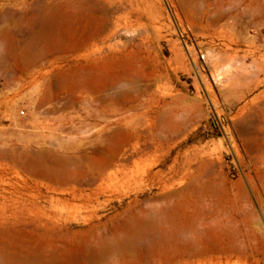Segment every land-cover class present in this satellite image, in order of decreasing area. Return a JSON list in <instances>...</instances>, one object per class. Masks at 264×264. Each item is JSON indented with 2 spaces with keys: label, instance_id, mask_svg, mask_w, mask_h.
Segmentation results:
<instances>
[{
  "label": "rangeland",
  "instance_id": "rangeland-1",
  "mask_svg": "<svg viewBox=\"0 0 264 264\" xmlns=\"http://www.w3.org/2000/svg\"><path fill=\"white\" fill-rule=\"evenodd\" d=\"M63 1L0 0V209L8 217L1 242L14 255L37 252L44 257L57 253L55 258L58 256L59 261L68 264L73 261V264H154V261L155 264H264L261 251L242 255L239 245L240 249L236 246L233 249L234 243L223 228L231 227L226 226L228 214L241 222L246 219L233 211V199L238 206L248 203L244 207L249 211L246 216L251 217L249 214L255 209L253 229L260 233L258 248L264 249V0H248L245 11L228 10L225 6L218 24H212L215 0H118L117 11L114 8L116 13L111 14L113 21H109L111 25L105 26L99 38L85 42L80 50H74L73 45L85 39L87 30L95 28L86 25L88 29L80 27L81 31L73 34L67 27L66 8L62 14L65 21H57L54 25L57 28L49 29L43 23L42 19L53 15L54 8ZM61 21L67 22L66 25L62 26ZM51 29L57 31L53 34ZM38 57L44 58L42 78H37V63L25 66ZM60 74L69 76L68 80L63 77L60 81ZM58 76L59 81L55 79ZM118 79L121 81L114 93L108 84L110 87ZM123 82L129 83L126 85L130 89L121 88ZM119 88L122 90L118 92ZM112 92L121 93L115 96ZM107 102L109 105L112 102V106H107ZM113 107L119 112L117 108L113 112ZM249 121L252 123L248 125ZM260 121L263 127H259ZM130 134L136 139L130 138ZM124 135H128L125 148H129L131 158L127 166L123 169L111 166L104 178H98L91 167L102 158L108 159L113 146L123 143L119 139L126 140ZM249 136L252 144H261L250 146ZM245 140L250 143H245L249 151L244 146ZM143 148H148L144 156L139 153ZM178 157L182 165L198 163L201 169L210 168L213 175L217 172L215 179L212 174L209 176V171L207 178L204 176L209 186L212 183V188L216 187L213 194L219 191L220 181L223 184L222 191L219 187L223 200L219 194L208 193L211 195L207 204H214L209 208L212 211L205 209V215L210 212L206 216L200 210L205 220H201V213L195 217L192 209L183 210L177 199L172 200V205L179 211L173 213L172 205L169 207L165 201L169 192L179 189L176 183L173 189L163 190L174 166L178 168L175 165ZM208 163L213 167H206ZM48 170L53 171L56 179L47 175ZM240 189L241 192L245 189L248 195H244L245 200L235 197ZM240 195L241 199L243 194ZM167 206L170 209L165 210ZM220 210L219 220L224 219L223 223L215 217ZM192 217L209 225L211 219L217 220L208 230V224L198 228L200 221L194 222ZM194 224L202 228L206 250L201 256L187 260L184 248L188 247V236L193 234L192 227L197 226ZM165 225L173 230L187 227V236L181 228L177 240L174 237L179 232L174 236L173 230ZM154 227L173 232V238L154 241ZM125 241L131 247L120 246L117 250V244ZM98 246L105 250L97 249ZM230 251L233 255L228 262L226 256Z\"/></svg>",
  "mask_w": 264,
  "mask_h": 264
},
{
  "label": "bare ground",
  "instance_id": "bare-ground-1",
  "mask_svg": "<svg viewBox=\"0 0 264 264\" xmlns=\"http://www.w3.org/2000/svg\"><path fill=\"white\" fill-rule=\"evenodd\" d=\"M1 1H6V0H1ZM215 1H217L216 2V4H215V12L216 13H214V14H216L215 15V18L213 17V20H212V24H218L221 20H222V18H223V15H222V10H224V8H225V6H228V7H226V8H228V10H234V9H236V10H239V8H243V11H245L244 10V8L246 7V6H248V4H247V1L248 0H237L236 2H234L233 0H215ZM263 1V0H262ZM117 2H118V0H64L63 2H61L62 3V5L61 6H56V8H54V9H56L55 11H53L54 12V14L53 15H50V16H46V17H44V19H42L43 20V23H45V25H46V27H48L49 29H50V27L52 28H57V26L56 27H54V25L57 23V21H59V20H64L65 21V19H63V17H62V14H64V9L63 8H66L67 9V11H68V13H67V15H66V20H67V22H68V28L73 32V34H75V33H78L79 31H81V29L82 28H80V27H83L84 28V26H86V25H88V26H91V28H95V31H91V30H87V31H89L87 34H86V37H85V39L84 40H82V42L81 41H77V43L76 44H74L73 45V49L74 50H80V49H82L84 46H85V42H87L89 39H91V38H99L101 35H102V32H103V29H105V26H107V25H109V23L111 22L112 23V21H113V19H111V18H114V17H112L111 16V14H113V13H116L115 12V9H116V4H117ZM250 2H251V0H250ZM215 3V2H214ZM263 4H264V1H263ZM118 5V4H117ZM115 8V9H114ZM113 9H114V11H113ZM246 10H247V8H245ZM242 10V9H241ZM113 11V12H112ZM116 11H117V9H116ZM34 12V11H33ZM209 13V12H208ZM7 14V13H6ZM51 14V13H50ZM114 16V15H113ZM43 18V17H42ZM118 18V17H117ZM231 18H233V17H231ZM23 21V20H22ZM34 21L36 22V19L34 18ZM64 21H61L62 22V26H65L66 25V23L67 22H65L64 23ZM110 21V22H109ZM114 21H115V19H114ZM41 23H42V21H41ZM40 23V24H41ZM111 23H110V25H111ZM63 24H65V25H63ZM31 25V24H30ZM58 25V24H57ZM60 25V24H59ZM35 26V25H34ZM41 26H43V24L41 25ZM88 26H86L87 28L86 29H88ZM31 27H32V25H31ZM61 26H59V28H60ZM64 28H66V27H62V29H64ZM41 29V28H40ZM61 29V32H60V30H59V32L61 33V34H63V31L64 30H62ZM67 29V28H66ZM33 30H34V28H33ZM68 30V29H67ZM69 30V31H70ZM45 30H43V32H44ZM48 31L49 30H47V33H48ZM50 31H52V33L54 34V32H56V31H54V29H51ZM54 31V32H53ZM70 31V32H71ZM106 32H108V30H107V28H106V30H105ZM43 32L41 33V35L43 34ZM46 32V31H45ZM29 33H30V31H29ZM39 33V32H38ZM37 34V33H36ZM49 34H50V32H49ZM66 34V33H65ZM69 34V33H68ZM105 34V33H104ZM20 35V34H19ZM52 35V34H51ZM117 35V34H116ZM26 36V35H25ZM27 36H29V35H27ZM54 36V35H53ZM62 37H63V35H61ZM60 36V37H61ZM67 36V35H66ZM75 36V35H74ZM78 36V35H77ZM32 37V36H31ZM52 37V36H51ZM18 38V37H17ZM16 38V39H17ZM19 38H20V36H19ZM64 38V37H63ZM84 38V37H83ZM15 39V38H14ZM27 40V39H26ZM33 40V39H32ZM76 40V39H75ZM36 41V40H35ZM17 42V41H16ZM29 42H31V40L29 41ZM81 42V43H80ZM15 43V42H14ZM18 43V42H17ZM23 43V42H22ZM34 43V42H33ZM42 43V42H41ZM46 43H48V41L46 42ZM54 43V42H53ZM103 43H105V42H103ZM6 44V43H5ZM9 44H11V43H9ZM36 44V43H35ZM57 44H59L60 46H61V44L60 43H57ZM57 44H55V45H57ZM95 44V43H94ZM29 45V44H28ZM59 45H57V46H59ZM110 45V44H109ZM14 46V45H13ZM19 47V46H18ZM21 47H22V45H21ZM109 47V46H108ZM107 47V48H108ZM23 48V47H22ZM59 47H57V49H58ZM61 48H62V46H61ZM117 48V47H116ZM16 49V48H15ZM18 49H20V48H18ZM106 49V48H105ZM111 49V48H110ZM6 50V49H5ZM14 50V49H13ZM114 50V49H113ZM117 50V49H116ZM10 51V50H9ZM106 51V50H105ZM105 51H103V52H105ZM13 52V51H12ZM107 52H108V50H107ZM93 53H95V52H93ZM102 53V52H101ZM110 53V52H109ZM39 55H40V53H38ZM8 55V54H7ZM20 55H22V53L20 54ZM94 56H95V54H94ZM99 56V55H98ZM92 57V56H91ZM23 58V57H22ZM24 59V58H23ZM43 60H44V58L43 57H38V58H36V60L34 59L33 61H32V63H31V61L30 62H28V63H30V64H26L25 66H35L36 65V63H37V69H38V71H39V73H38V71H37V78H42L43 77V71H44V65L42 64V62H43ZM127 64V63H126ZM128 64H130V63H128ZM117 65H119V64H117ZM122 65V64H121ZM124 65V64H123ZM25 66H23V67H25ZM127 66V65H126ZM123 67H125V65L124 66H122V68ZM120 68V67H119ZM89 69V68H88ZM94 69V68H93ZM116 69H118V67H116ZM130 70V69H129ZM134 70V69H133ZM95 71V70H94ZM135 71V70H134ZM133 71V72H134ZM137 71V70H136ZM73 72H74V69H73ZM126 72V71H125ZM125 72H124V75H126L125 74ZM131 73H132V71H130ZM128 70H127V73H130ZM71 73H72V71H71ZM117 73V72H116ZM137 73V72H136ZM63 74V73H62ZM73 74V73H72ZM109 74H111V73H109ZM120 74V75H119ZM119 76H121L122 75V73H120L119 72ZM135 74V73H134ZM112 75V74H111ZM110 75V76H111ZM115 75V74H114ZM117 75V74H116ZM117 75V76H118ZM130 75V74H129ZM60 76H62L61 74H60ZM60 76H58L57 78H55L56 80H58V78L60 77ZM109 76V77H110ZM123 76V75H122ZM121 76V77H122ZM128 76V75H127ZM131 76H133V73H132V75ZM131 76H129V77H131ZM135 76V75H134ZM63 77H65V76H62L61 78H59V80L60 79H62ZM68 78H69V76H67ZM67 77H65V79L67 78ZM113 77V76H112ZM121 77H120V79H121ZM68 78H67V80H68ZM119 78V77H118ZM126 78V77H125ZM132 78V77H131ZM148 78V77H147ZM110 79V78H109ZM108 79V82L110 83V80ZM117 79V78H116ZM120 79H118L119 81H115V82H113L111 85L112 86H110L109 87V85L110 84H108V88H111V90L113 91V89L114 88H116L117 87V85L120 83ZM127 79V78H126ZM134 79V78H133ZM58 80V81H59ZM75 80V79H74ZM73 80V81H74ZM105 80V79H104ZM139 80V79H138ZM149 80H151V79H149ZM43 81H45V80H43ZM49 81V80H48ZM61 81V80H60ZM140 81V80H139ZM47 82V81H46ZM70 82V81H69ZM68 82V83H69ZM105 82V81H104ZM135 81L134 80H131V84H133ZM145 82V81H144ZM147 82V81H146ZM55 83H56V81H55ZM57 83H59V82H57ZM61 83V82H60ZM63 83H65V82H63ZM106 83V82H105ZM104 83V84H105ZM62 84V83H61ZM67 84V83H66ZM104 84H103V86H104ZM122 85H124L123 87H121L122 85H119V87H121V88H125L126 89V86L129 84V83H125L124 84V82L123 83H121ZM127 84V85H126ZM135 84V83H134ZM137 84V83H136ZM57 85H59V84H57ZM56 85V86H57ZM65 85V84H64ZM69 85H70V83H69ZM143 85V84H142ZM50 86V85H49ZM68 86V85H67ZM105 86H107V84H105ZM116 86V87H115ZM145 86V85H144ZM143 86V87H144ZM59 87V86H58ZM63 87V86H62ZM149 87H151V85L149 86ZM61 88V87H60ZM102 88V87H101ZM100 88V89H101ZM121 88H119L118 89V92H119V90L121 91L122 89ZM127 88H129L128 86H127ZM106 89V88H105ZM124 89V90H125ZM130 89V88H129ZM135 89V88H134ZM140 89V88H139ZM103 90V89H102ZM138 90V89H137ZM114 92V91H113ZM112 92V93H113ZM117 92V89H116V91L114 92V93H116ZM123 92V91H122ZM103 93V92H102ZM113 93V94H114ZM121 93V92H120ZM120 93H118L117 95L119 96V94ZM105 94V93H104ZM109 94V93H108ZM107 94V95H108ZM112 94V96H114ZM117 95H115V96H117ZM136 95H137V93H136ZM110 96H111V94H110ZM110 96H108V97H110ZM111 96V97H112ZM107 97V98H108ZM120 97H121V95H120ZM113 98V97H112ZM118 98V97H117ZM45 99H47L46 97H45ZM116 98H114V100H115ZM117 100V99H116ZM115 100V101H116ZM120 100H121V98H120ZM46 101V100H45ZM101 101V100H100ZM99 101V102H100ZM112 101V100H111ZM115 101H113L115 104H117ZM102 102V101H101ZM109 102H107V106L109 105L108 104ZM112 104V102L110 103V105L109 106H112L111 105ZM118 105V104H117ZM120 105H121V103H120ZM123 106V105H122ZM98 107V106H97ZM114 108H117V107H113V109ZM126 108V107H125ZM97 109V108H96ZM118 109V108H117ZM117 109L115 110L114 109V111L113 112H115V111H117ZM119 110L120 109H118V112H119ZM121 110H122V108H121ZM123 110H124V108H123ZM165 111V110H164ZM163 111V112H164ZM120 113H121V111H120ZM170 113H173V112H170ZM261 113V112H260ZM118 114V113H117ZM169 114V113H168ZM259 115H261V114H259ZM162 116V115H161ZM160 116V117H161ZM159 117V118H160ZM172 117V116H171ZM164 119L165 118V116L163 117H161V119ZM168 118V117H167ZM104 119V118H103ZM106 119V118H105ZM175 118H173L172 120H174ZM188 119V118H187ZM187 119H184V120H187ZM261 119V118H260ZM168 121H169V119H167ZM190 120V119H189ZM188 120V121H189ZM253 120V119H252ZM255 120L257 121L258 119H256L255 118ZM255 120H254V123H255ZM105 121V120H104ZM164 121H165V119H164ZM161 122H163V121H161ZM160 122V123H161ZM170 122H172V121H170ZM169 122V123H170ZM179 122H181L180 120H179ZM185 122H187V121H185ZM190 122V121H189ZM189 122H187L188 124H189ZM258 122V121H257ZM174 123V122H173ZM172 123V124H173ZM187 123H185V124H187ZM252 122H248V125L249 124H251ZM260 124L262 123L263 124V122H259ZM161 124H163V123H161ZM172 124H170V125H172ZM181 124H182V122H181ZM262 124H261V126H259V127H263L264 126V124H263V126H262ZM175 125V124H174ZM167 126H169L168 125V123H167ZM166 126V124H164V127H167ZM177 125H175L174 127H176ZM186 126V125H185ZM188 126V125H187ZM162 127V126H161ZM163 127V128H164ZM178 127V126H177ZM176 127V128H177ZM182 127H184V125H182ZM254 128H255V125L253 126ZM253 127L250 129V130H248V129H246V130H248L249 132L251 131L252 132V129H253ZM162 128V129H163ZM167 128H169V131H170V127H167ZM166 128V129H167ZM186 128V127H185ZM116 129V128H115ZM114 129V130H115ZM255 129H257V127L255 128ZM254 129V130H255ZM124 130V129H123ZM160 130H161V128H160ZM168 130V129H167ZM244 130V129H243ZM118 131V130H117ZM149 131V130H148ZM151 131V130H150ZM242 131V130H241ZM255 131H257V130H255ZM254 131V132H255ZM260 131H261V128H260ZM259 131V132H260ZM262 131H263V129H262ZM116 132V131H115ZM161 132V134H162V131H160ZM244 132V131H243ZM249 132H247V134L249 135ZM258 132V133H259ZM124 133V132H123ZM151 133H153V132H151ZM158 133V132H157ZM242 133V132H241ZM139 134V133H138ZM247 134H245L246 136H248ZM119 135V134H118ZM121 135V134H120ZM119 135V136H120ZM134 134H130L129 135V137L131 138L132 136H133ZM136 135V134H135ZM164 135V134H163ZM178 135V134H177ZM177 135H176V137H177ZM180 135V134H179ZM255 135H256V133H255ZM261 135H263V133L261 134ZM261 135L259 136L260 137V139H259V137L257 138V139H259V140H261ZM125 136V135H124ZM124 136H122V137H119V138H123ZM128 136V135H127ZM127 136H125L124 137V139H126V140H124L123 141V139H119V140H122V142L123 143H118V144H116L115 146H113L114 148L112 149V151L110 152V153H108V154H110V156H108V159H104V158H102V160H100L99 162H98V164H96L95 163V161H94V163H95V165L94 164H92V165H94V167H91L92 168V171H93V173L95 174V175H97V177L98 178H104L105 177V175H106V171L109 169H111V166H116V167H118V168H125L126 166H127V163H128V159H129V148L128 149H126L127 148V146H126V148H125V145H127V144H125L126 142H128V137ZM148 136H150L149 134H148ZM258 136V135H257ZM127 137V138H126ZM252 136H249V138H250V140H248V137L246 138L248 141H250V143L252 144L253 143V141H251V138ZM262 137H264V136H262ZM113 138V137H112ZM129 138V139H130ZM243 138H245L244 136H243ZM255 137L253 136V139H254ZM132 139H136V138H133L132 137ZM131 139V140H132ZM257 139H256V141H257ZM244 140V139H243ZM258 140V141H259ZM115 141V140H114ZM126 141V142H125ZM256 141H254V142H256ZM247 141L245 140L243 143L245 144ZM248 143V142H247ZM250 143H248L247 145H250ZM260 143V142H259ZM259 143H256V144H259ZM256 144H252V145H250V146H253V145H256ZM261 144V143H260ZM109 145H110V143H109ZM244 146H246V144L244 145ZM257 146V145H256ZM256 146H254V147H256ZM261 146V145H260ZM260 146L258 147V148H260ZM263 148H264V145L262 146ZM111 148H112V146H111ZM111 148H110V150H111ZM247 148H249V147H247L246 146V149ZM250 149V148H249ZM253 149V148H252ZM262 149V148H261ZM109 150V151H110ZM251 150V149H250ZM257 150V149H256ZM247 151H249L248 149H247ZM257 151H259V150H257ZM257 151H253V153L255 152V153H257ZM261 152V151H260ZM259 152V153H260ZM140 155H142V156H144V155H146V154H148V148H143V149H140ZM254 153V154H255ZM249 154H250V152H249ZM251 154H252V152H251ZM56 155V154H55ZM54 155V156H55ZM53 155H51V157H52ZM53 156V157H54ZM60 156V155H59ZM62 156V155H61ZM60 156V157H61ZM262 156H263V160H264V154H262ZM261 156V157H262ZM57 157V156H56ZM55 157V158H56ZM64 157V156H63ZM85 157H87V156H85ZM84 157V158H85ZM89 157V156H88ZM132 157H133V155H132ZM257 157V156H256ZM72 158V157H71ZM80 158V157H79ZM93 158V157H92ZM92 158L90 159V160H92ZM96 158V157H95ZM59 159V158H58ZM64 159V158H63ZM62 159V160H63ZM70 159V158H69ZM87 159V158H86ZM85 159V160H86ZM104 159V160H103ZM131 159V158H130ZM129 159V160H130ZM44 160V159H43ZM65 160V159H64ZM77 160V159H76ZM48 161V160H47ZM56 161V160H55ZM36 162V161H35ZM35 162H32V164H34ZM40 162H41V160H40ZM43 162V161H42ZM45 162V161H44ZM43 162V163H44ZM59 162V161H58ZM72 162H74V161H72ZM90 162H92V161H88V163H90ZM180 162V159H179V157L176 159V161H175V165H178L177 167V169H175V166H174V173L171 175V176H169L166 180H165V182H164V184H165V186H164V189L163 190H165V191H167V190H170V189H173L174 187H175V185H176V183H177V185L179 186V189H177V190H175V191H172V192H169L164 198L166 199L165 201H167V204H168V206L170 207L172 204H174V202L172 201L173 199H177V200H179V204H181V207L183 208V210H190V209H192L193 210V212H195L194 214H193V216L194 215H196L195 217H198L197 216V213H201V212H203L204 213V215H205V209L207 210V209H209V208H212L211 207V205H213L214 204V202L213 203H210V204H207V202H208V195H211V194H213V192L215 191V188L216 187H213L212 188V186H214V185H212V183H210V185L211 186H209L208 185V183H207V180L205 181V177L207 178V173L209 174V172H210V174H209V176L212 174V172H211V170H209L210 168H208V169H206L205 167V169L207 170V172L206 173H204L206 170H204V168L203 169H201V166L198 164V163H188V164H186V165H182V164H180L179 163ZM201 162V161H200ZM203 162H204V160H203ZM42 163V164H43ZM93 163V162H92ZM179 163V164H178ZM53 164V163H52ZM57 165H58V163H56ZM59 164H61L62 165V163H60L59 162ZM64 164V163H63ZM73 164V163H72ZM91 164V163H90ZM209 164V163H208ZM38 165H40L41 166V164H39V162H38ZM202 165V164H201ZM29 166V165H28ZM34 166H36V165H34ZM48 166V165H47ZM54 166V165H53ZM60 166V165H59ZM70 166V165H69ZM211 167L212 166V164H211V166H210V164L209 165H207L206 164V167ZM39 167V166H38ZM43 167V166H42ZM49 167V166H48ZM82 167V166H81ZM115 167V168H116ZM213 167V166H212ZM39 168H41V167H39ZM57 168V167H56ZM62 168H64V167H62ZM68 168V167H67ZM76 167H75V165L73 166V169H75ZM80 167H78V169H79ZM83 168V167H82ZM90 168V169H91ZM44 169V168H43ZM42 169V170H43ZM49 169H50V167H49ZM58 169H59V167H58ZM72 169V168H71ZM78 169H76V170H78ZM113 169V168H112ZM212 169V168H211ZM40 170V169H39ZM51 170V169H50ZM50 170H48L47 171V175H49L52 179H56V177L53 175L54 173H53V171L52 172H49ZM63 170V169H62ZM202 170H204V172H203V174H202ZM214 170V169H213ZM41 171V170H40ZM69 171H71V170H69ZM79 171H83L82 169L81 170H79ZM209 171V172H208ZM44 172H45V169H44ZM61 172H63V171H61ZM75 172V171H74ZM76 172H78V171H76ZM42 173H43V171H42ZM56 173V172H55ZM58 173V172H57ZM71 173V172H70ZM214 173H216L215 175H217V172H214ZM44 174V173H43ZM62 174V173H61ZM60 174V176L62 177V175ZM72 174V173H71ZM71 174H69V176L71 175ZM73 174H76V173H73ZM78 174H80V176H81V173L79 172ZM77 174V175H78ZM206 174V175H205ZM109 175V174H108ZM213 175V174H212ZM215 175H213V178L215 177ZM49 176H47V177H49ZM73 176V175H72ZM72 176H70V178L72 177ZM205 176V177H204ZM217 177H219V176H217ZM60 178V177H59ZM98 178H96L94 181H96ZM106 178H107V176H106ZM72 179V178H71ZM92 179V181H93V178H91ZM215 179V178H214ZM62 180H63V178H62ZM61 180V181H62ZM84 180H86L87 181V179H84ZM90 180V179H89ZM55 181V180H54ZM91 181V180H90ZM262 181H264V180H262ZM59 182V181H58ZM89 182V181H88ZM97 182V181H96ZM86 183V182H85ZM217 183V185L219 184V181L218 182H216ZM215 183V184H216ZM222 183H224V182H222ZM263 183V182H262ZM76 184V183H75ZM91 184V183H90ZM220 184H221V181H220ZM219 184V187L221 186V191H222V189H223V184H221L220 185ZM61 185H62V183H61ZM254 185V184H253ZM263 186H264V183H263ZM219 187H217L218 188V192H216V193H214L215 195H217V194H219V195H221V197H222V200H223V192H221L220 193V188ZM225 189V188H224ZM243 189V188H242ZM262 189H264L263 187H262ZM253 190V189H252ZM254 190H255V188H254ZM254 192V191H253ZM258 193H259V191H257ZM167 193V192H166ZM208 193H211V194H208ZM239 193H241V195L243 196H241L240 195V197H242L241 199L238 197V194ZM213 194V195H214ZM238 194H237V196H235V197H237L236 199L237 200H239V201H241L242 199H244L245 200V196L247 195V194H245V189L243 190V192H241V189H240V191L238 192ZM255 194H256V192H255ZM262 193H260L259 194V199H260V195H261ZM245 195V196H244ZM218 196V195H217ZM217 196L215 197V198H217ZM229 196V195H228ZM248 196V195H247ZM228 198V197H227ZM226 198V199H227ZM239 198V199H238ZM218 199V198H217ZM262 199V198H261ZM161 200V199H160ZM159 200V201H160ZM211 201H213V199H210ZM221 200V201H222ZM246 200H247V197H246ZM221 201L219 202V204H222L221 203ZM227 201V200H226ZM233 201L234 202H236L234 199H233ZM248 201H249V198H248ZM234 202H232L233 204H232V206H233V208L235 209V210H233V211H236L237 213L236 214H239V215H244V217L246 218V219H243V226H242V222L241 221H238V220H236L235 219V217L234 218H232V216L230 217V216H228L227 215V217H226V219L227 218H229V220H228V222H227V220H226V222H227V224H226V226L227 227H230V225H231V227L230 228H225V226L223 227L224 228V233L226 234V236L228 237V239H230L233 243H234V245L231 243V245H233V249H235V246L236 247H238V245L240 246V250H241V252H242V255H243V253L245 254L246 253V255H247V253H248V251H252V254L253 253H256V252H259V251H261L262 252V254L264 255V249L262 248V249H260V247L258 248V242L260 241V237L258 236L259 234L257 233V231H255V229H253V224H254V215L256 214V212H255V209L253 208L252 209V213L251 214H249V215H251V217H248V216H246L247 214H246V212H249V211H247L248 209H246L245 210V208H246V206H248L249 204L247 203H244L245 205L243 206H238V205H236ZM238 202V201H237ZM246 202V201H245ZM250 202V201H249ZM260 202H261V200H260ZM251 203V202H250ZM160 204V203H159ZM166 204V203H165ZM203 205H205L206 207L207 206H209V207H205V208H203L202 207V209H201V206H203ZM236 205V206H235ZM259 205H261L260 207H262V203L261 204H259ZM168 206L167 207H165V210H166V208H168ZM176 205H172V207H171V209H174L173 210V213L175 212V211H179L178 209L176 210V208H173V207H175ZM180 206V205H179ZM223 206V205H222ZM226 206H228V205H226ZM251 206H252V203H251ZM159 207V206H158ZM157 207V208H158ZM229 207V206H228ZM245 207V208H244ZM161 208V207H160ZM263 208V207H262ZM261 208V210H263ZM168 209H170V208H168ZM217 209V208H216ZM226 209V208H225ZM229 209H230V207H229ZM228 208H227V210L229 211V212H231L230 210H229ZM200 210H201V212H200ZM210 211H212L211 209H209ZM226 210V211H227ZM170 211V210H169ZM214 211V210H213ZM221 211L222 210H220L218 213L220 214V215H218V216H215L216 218H218V220L221 218ZM251 211V210H250ZM159 212V211H158ZM164 212H166V211H164V209H163V213ZM171 213V212H170ZM217 213V212H216ZM156 214H157V210H156ZM172 214V213H171ZM178 214V213H177ZM208 214H210V212H208ZM208 214H206V215H208ZM214 214H215V212H214ZM227 214V213H226ZM150 215V214H149ZM180 215V214H179ZM178 215V216H179ZM182 215V214H181ZM191 215V214H190ZM200 215V214H199ZM202 216V213H201V220H202V218H203V220H205L204 219V217L206 216ZM211 215H212V213H211ZM231 215H232V213H231ZM242 215V216H243ZM143 216H144V214H143ZM164 217H165V215H163ZM178 216H176V217H178ZM155 217V216H154ZM167 217H170V216H168L167 215ZM195 217H192V219H193V221L195 222L196 220L197 221H200V225H199V227H198V225L197 224H194V226H196V227H192V231H193V234H191V236H188V238L187 239H189L188 240V242H187V240H186V242L188 243V247H186L185 246V252H184V255H185V257L187 258V260L192 256V257H198V256H201V254L206 250V248L203 246V241H202V238H203V235L204 234H202L203 232H201L202 231V228H201V230L200 229H198V228H200L201 226H203L204 228H205V224H208L209 225V223H205V224H202V222H201V220H200V218L198 219H196L195 220ZM225 217V216H224ZM241 217V216H240ZM7 215H6V211L3 209V208H1L0 209V264H68L67 262H62V261H59V259H57L58 258V256H57V258H55V256L57 255V253H56V255L54 256L53 254H50V255H47V256H41V255H39V254H37V252L36 253H32V254H24L23 253V255H14L13 253H11L9 250H8V248H7V245L6 244H4V242H1V237L3 236V235H5L6 234V230H7ZM133 218H134V216H133ZM206 218V217H205ZM223 218V217H222ZM155 219V218H154ZM163 220H165V218L163 219ZM188 220H190V219H188ZM215 220H217V219H215ZM215 220H213V219H211V225H209V227L208 226H206V227H208V230H209V228H211L212 227V223L215 221ZM223 220L224 219H222V220H219V221H221L222 223H223ZM174 221H175V218H174ZM208 221V220H207ZM188 223H189V221H187ZM205 222V221H204ZM128 223V222H127ZM153 223V222H152ZM173 223H175V222H173ZM230 223V224H229ZM148 224H150V222L149 223H147V225ZM158 224V223H157ZM161 224V223H160ZM176 224V226H177V223H175ZM175 224H172V225H174L175 226ZM219 224H221V223H219ZM229 224V225H228ZM128 225V224H127ZM185 225V224H184ZM125 226V225H124ZM142 226V225H141ZM162 226V225H161ZM166 226V225H165ZM179 226V225H178ZM177 226V227H178ZM189 226H190V224H189ZM222 226V225H221ZM261 226V225H260ZM152 227V226H151ZM164 227V226H163ZM171 227V226H170ZM170 227H167L166 226V229H170ZM198 227V228H197ZM138 228V227H137ZM146 228H147V226H146ZM145 228V229H146ZM165 228V227H164ZM176 228V227H175ZM174 228V230L171 228L170 230H173V232H169L168 230L166 231V230H159V229H157V228H153L154 229V231H153V233H152V235L155 237V239H154V241H157L158 239L159 240H161V238H164V241H165V239H170L171 240V238H173L171 235H172V233L174 234V236L176 235V234H178V232H179V234L177 235V236H175L174 238H177V240H178V237L181 235V232L180 231H182L183 232V234H184V236H187V234L185 235V231H186V229H187V227H185V230L180 226V230H178L179 228H176L175 229ZM181 228H182V230H181ZM189 228H191V227H189ZM196 228V229H195ZM220 226H219V230H220ZM124 229V228H123ZM133 229H134V227H133ZM212 229V228H211ZM144 230V229H143ZM207 230V231H208ZM191 231V230H190ZM203 231H204V229H203ZM222 231V233H223V230L221 229L220 230V232ZM144 232V231H143ZM205 232V231H204ZM217 232H219V231H217ZM133 233V232H132ZM150 233V232H149ZM176 233V234H175ZM187 233H189V230H188V232ZM261 233H263V232H261ZM127 234V233H126ZM151 234V233H150ZM149 234V235H150ZM208 234H209V231H208ZM124 235H125V233H124ZM141 235V234H140ZM139 235V236H140ZM211 235V236H210ZM209 235V237H212V235L213 234H210ZM218 235V234H217ZM262 236V235H261ZM143 237L145 238V236L143 235ZM183 237V236H182ZM191 239H190V238ZM204 237H205V235H204ZM226 237V238H227ZM100 238V237H99ZM140 238H141V236H140ZM212 238H214V237H212ZM262 238V237H261ZM106 239V238H105ZM115 239V238H114ZM152 239V238H151ZM151 239H149V240H151ZM182 239H184L185 240V238H182ZM207 239V238H206ZM218 239V238H217ZM143 239H141V241H142ZM145 240V239H144ZM163 240V239H162ZM161 240V241H162ZM170 240H169V242H170ZM176 240V241H177ZM208 241H206V242H208V244H210L209 243V238L207 239ZM134 241H136V240H134ZM139 241H140V239H139ZM167 241V240H166ZM138 242V241H137ZM147 242V241H146ZM185 242V243H186ZM218 242H219V239H218ZM105 243V242H104ZM107 243V242H106ZM105 243V244H106ZM118 243V242H117ZM125 243V244H124ZM167 243V242H166ZM182 243H184V242H182ZM184 243V244H185ZM186 243V244H187ZM89 244V243H88ZM99 244V243H98ZM104 244V245H105ZM111 244V243H110ZM236 244V245H235ZM90 245H91V243H90ZM117 245H119V247H118V249L117 250H120L119 248H120V246H121V248L122 249H124V248H127L126 246L128 245L127 243H126V241L125 242H120V243H118ZM231 245H229V244H227V246H231ZM264 245V244H263ZM88 246V245H87ZM116 246V245H115ZM128 246H130L131 247V243H129V245ZM147 246V245H146ZM160 247H161V245H159ZM84 247V246H83ZM104 247V246H103ZM106 248H108V245H106L105 246ZM110 247V246H109ZM130 247H128V248H130ZM135 247V246H134ZM102 249V246L101 247H99L98 246V248L97 249ZM117 248V247H116ZM115 248V249H116ZM91 249H92V247H91ZM96 249V250H97ZM137 249V248H136ZM105 249H102V251H104ZM110 250V249H109ZM112 250H113V248H112ZM148 250V249H147ZM237 250V249H236ZM82 252H84L83 251V249L81 250ZM86 251V250H85ZM94 251V250H93ZM101 251V250H100ZM107 251H108V249H107ZM233 251V250H232ZM232 251H230V254H227V256H226V259H227V261L229 262L230 260H232V255H233V253H232ZM238 251V250H237ZM254 251V252H253ZM80 252V251H79ZM87 252H88V250H87ZM96 252V251H95ZM98 252V251H97ZM109 252V251H108ZM113 252V251H112ZM118 251H116L115 253H117ZM238 252H240V251H238ZM81 253V252H80ZM84 253H86V252H84ZM101 253V252H100ZM147 253H148V251H147ZM237 253V252H236ZM121 254H122V252H121ZM141 254H143L142 252H141ZM74 255H75V253H74ZM92 255H93V252H92ZM153 255V254H152ZM163 255V254H162ZM251 255V254H250ZM69 256V258H71L70 257V255H68ZM77 256H79V255H77ZM81 256V255H80ZM95 256H96V254H95ZM101 256V255H100ZM173 256V255H172ZM63 257H64V255H63ZM142 257V256H141ZM66 258V260H67V256L65 257ZM68 258V259H69ZM74 258H75V256H74ZM85 258H87V257H85ZM85 258H83L84 259V261H85ZM101 258H103L102 256H101ZM78 259V258H77ZM80 259L81 258H79V261H80ZM95 259V258H94ZM104 259V258H103ZM106 259V258H105ZM162 259V258H161ZM108 260V259H107ZM106 260V261H107ZM149 260H150V258H149ZM148 260V261H149ZM70 261V260H69ZM93 261V260H92ZM109 261V260H108ZM71 262H72V260H71ZM75 261H73V263H74ZM82 262V261H81ZM119 262V261H118ZM151 262V261H150ZM171 262V261H170ZM72 263V264H73ZM86 263V262H85ZM90 263H91V261H90ZM104 263V262H103ZM135 263V262H134ZM139 263V262H138ZM115 264V263H114ZM117 264V263H116ZM137 264V263H136ZM146 264H147V262H146ZM154 264H155V261H154Z\"/></svg>",
  "mask_w": 264,
  "mask_h": 264
}]
</instances>
